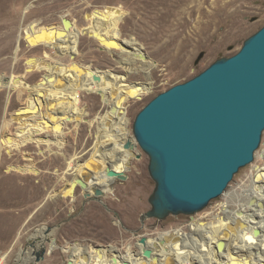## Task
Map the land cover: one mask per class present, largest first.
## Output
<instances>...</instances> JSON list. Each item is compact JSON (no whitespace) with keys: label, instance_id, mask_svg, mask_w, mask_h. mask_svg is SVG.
I'll use <instances>...</instances> for the list:
<instances>
[{"label":"rangeland","instance_id":"rangeland-1","mask_svg":"<svg viewBox=\"0 0 264 264\" xmlns=\"http://www.w3.org/2000/svg\"><path fill=\"white\" fill-rule=\"evenodd\" d=\"M256 1L0 0V264H15L36 230L38 239L51 238L50 254L40 264H67L78 244L92 252L114 246L122 256L145 259L136 252L134 231L147 240L164 241L172 233L191 237L194 223L220 228L222 223L233 226L235 220L249 219L256 198L264 193L257 184L264 172V134L253 164L235 175L225 196L193 218L151 219L142 227L141 216L151 209L156 184L149 174V157L138 145L134 152L122 150L126 178L116 180L113 191L102 197L103 204L84 206L80 186L74 197L63 196L96 156L98 129L115 94L109 92L108 105L99 94L81 92L77 109L52 122L60 115L49 92L63 72L77 78L78 66L120 76L126 87L149 86L150 93L128 98L122 106L134 139V120L153 98L236 54L264 26V11L240 12L246 5L255 10ZM244 15L258 16L259 21L246 22ZM64 19L72 24L64 28ZM133 39V46L126 43ZM137 52L148 58L146 65L134 57ZM4 78L11 79L7 86L1 82ZM17 78L21 85L14 84ZM135 153L141 159L133 158ZM91 184L101 182L92 179ZM43 227L52 232L45 234Z\"/></svg>","mask_w":264,"mask_h":264},{"label":"water","instance_id":"water-1","mask_svg":"<svg viewBox=\"0 0 264 264\" xmlns=\"http://www.w3.org/2000/svg\"><path fill=\"white\" fill-rule=\"evenodd\" d=\"M203 57L204 53L199 60ZM94 80L100 81L99 76L94 75ZM263 134L264 26L236 54L218 59L192 79L158 94L137 114L135 143L128 140L124 149L134 152L136 145L141 148L149 157V174L156 184L149 199L151 209L141 216L142 227L151 219L193 218L225 196L235 175L255 161ZM133 158L141 159V155L135 153ZM106 175L114 183L126 178L112 168ZM77 186L84 191V206L88 202L103 204L106 195L100 187L91 195L88 184L77 181L69 194L75 195ZM42 229L47 235L52 232L49 227ZM38 233L36 230L18 253L15 264L46 260L51 238L38 239ZM133 234L136 252L152 264H160L147 238L139 231ZM67 264L73 261L69 258ZM124 264L128 262L124 260Z\"/></svg>","mask_w":264,"mask_h":264},{"label":"bare ground","instance_id":"bare-ground-1","mask_svg":"<svg viewBox=\"0 0 264 264\" xmlns=\"http://www.w3.org/2000/svg\"><path fill=\"white\" fill-rule=\"evenodd\" d=\"M62 24L66 28L72 22L69 19H64ZM58 33L62 32L59 31ZM98 37L105 41L103 37ZM126 43L133 46L137 42L133 39ZM115 45H119L122 51L126 50L119 43H115ZM134 57L144 65L149 62L142 52H137ZM154 67V64L149 67L148 76L150 70ZM76 70L78 73L77 78H73L63 72L58 76L54 89L49 92L51 96L56 98V112L57 115H60V117L52 118V122H58L60 118L63 119L64 116L62 114L64 112H72L77 109V97L81 92L99 94L102 96L104 103L110 105L109 92L112 91L115 94V101L112 107V109L115 108V112H112L111 109L99 126V133L96 137V156L87 163L82 173L71 180L69 186L64 190L63 196H75L69 194V192L74 189L77 181L86 182L92 195H94L93 189L96 187H100L107 194L113 191L111 187L114 184V181L107 177V170L109 168L115 170L117 161L121 160L124 163L121 159V152L125 150L124 144L128 140L134 142L127 128L128 120L121 115L123 103L128 98L136 95L150 93L151 88L144 84L126 87L120 76L101 73L88 67L78 66ZM28 71L30 70L28 69ZM94 75L99 76L100 81H95ZM10 80L9 78H4L1 82L4 86H7L6 84L10 83ZM50 80L55 81V77ZM20 83H22L21 78L14 80V84L18 85ZM23 85L32 88L26 81H23ZM100 155H103L101 160ZM102 162L103 164L101 165ZM115 171L117 172V170ZM93 173L94 177H89ZM91 178L101 182V185L93 186ZM257 184L259 187H264V172L259 173ZM259 194L262 193L259 192ZM256 201L253 213L249 219L244 221L235 220L233 226L229 223H222L220 228L214 226L204 228L206 226L205 223L202 224L203 227L194 223L191 228H193L195 233L189 238L182 234L173 235L174 233H172L164 241L147 240V243L154 248L160 264H254L256 257L259 261L257 264H264V193L261 196L258 195ZM252 202H255V198L252 199ZM72 254L73 258L71 260H74L73 264H124V260L128 264H152L150 260L143 259L139 255L135 257H132L131 254L122 256L114 246L109 251L96 249L92 253L83 245L78 244L73 248ZM248 257L252 258L253 262L249 261Z\"/></svg>","mask_w":264,"mask_h":264},{"label":"flooded vegetation","instance_id":"flooded-vegetation-1","mask_svg":"<svg viewBox=\"0 0 264 264\" xmlns=\"http://www.w3.org/2000/svg\"><path fill=\"white\" fill-rule=\"evenodd\" d=\"M253 8L255 10H252V6L246 5V6H244V8L241 9L240 12H243V13H247V12L253 13L254 12L256 14L262 13L264 11V0H257L255 2V6ZM243 17H244L246 22L250 21L251 23H254V22L259 21L258 16L244 15ZM121 159H122V157H121ZM122 168H123V163L121 162V160L117 161V164L115 166V170H117V172H119V173H123Z\"/></svg>","mask_w":264,"mask_h":264},{"label":"crops","instance_id":"crops-1","mask_svg":"<svg viewBox=\"0 0 264 264\" xmlns=\"http://www.w3.org/2000/svg\"><path fill=\"white\" fill-rule=\"evenodd\" d=\"M136 251H137V248H136ZM92 252V251H91ZM93 253V252H92ZM90 256H93V255H90ZM93 258V257H92Z\"/></svg>","mask_w":264,"mask_h":264}]
</instances>
